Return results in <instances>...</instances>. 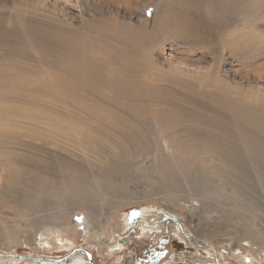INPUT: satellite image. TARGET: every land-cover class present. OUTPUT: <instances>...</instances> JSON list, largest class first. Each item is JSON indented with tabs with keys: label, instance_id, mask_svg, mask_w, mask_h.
<instances>
[{
	"label": "bare ground",
	"instance_id": "bare-ground-1",
	"mask_svg": "<svg viewBox=\"0 0 264 264\" xmlns=\"http://www.w3.org/2000/svg\"><path fill=\"white\" fill-rule=\"evenodd\" d=\"M170 2L172 3L169 4ZM190 4H196L199 9ZM190 4L182 0H163L160 8L155 7L152 16L139 29L141 33L125 25L117 28V31L121 29L118 33L122 34V38L119 36L118 43L113 45L116 53L113 55L112 64L120 69H134L130 70L131 74L130 71L124 74V80L120 84L113 73L102 67L103 63L76 51H87L94 46L85 41L84 36L82 38L85 40L78 41L79 43L65 38L66 36L57 38L54 42L48 40V35L44 34L43 45L52 44L49 55L42 60L23 58V54L15 56L12 51L8 52V69H14L9 64L14 61L18 64L17 69H64L62 73L71 77L70 80L57 84L49 83L47 87L35 85L32 89L28 83H22L21 88L29 94L12 98H7L4 92H0V105H5L6 101L11 104L9 107L0 106V153L11 156L10 164L19 170V184L28 183L26 187L32 188V192L38 194V198L31 196L32 201H51L58 207L59 212L63 208L87 211V206L95 203L93 199L96 193L113 198L111 201L133 203L134 195L124 190L118 181L119 177L127 180L129 167L117 159L131 161L134 166L139 164V159L145 161L152 154L155 174L162 181H170L174 188L183 186L182 179L195 188L204 187V182L199 179V172L203 169L202 158L211 160L213 164L210 171L221 178L228 179L227 176L233 174L253 182L256 187L264 188V183L258 182L261 179L258 173L260 162L264 159V136L261 137V134L264 135V99L248 100L246 96L240 95L241 99L237 100L231 97L230 89L226 88L220 93L222 98L209 95L201 99L203 102L198 103L199 99L194 96L196 90L188 81V76L163 70L180 69L170 63L179 65L183 62L189 69H213L214 71L202 78L215 80L219 78L216 70L222 69V63L226 62L224 51L232 54L235 50L236 37L226 38L225 31L229 27L227 20L224 17L219 18L221 7L213 1L204 5L201 1L191 0ZM31 26L34 27L29 24L27 31ZM212 26L219 28L216 34L210 29ZM49 28L50 26L32 35L40 37ZM57 29L54 27L50 32L56 33ZM15 32L22 31L16 28ZM66 35L70 36L67 33ZM170 37L178 44L179 48L175 51L184 49L186 45V51H194L199 43L203 50L208 49L213 56L211 64L208 62L207 68L202 66L207 61L204 59L205 55L197 59L192 56H174L170 57L169 62L159 64L156 61L158 55L154 51ZM180 38L190 42H180L177 40ZM11 39L13 38L8 35V43ZM244 39L242 38V42ZM35 43L36 40L28 36L27 45L33 46ZM54 43L59 47L58 53L53 47ZM217 45L219 48L216 49ZM28 48L26 46L25 49ZM10 57L16 58L12 60ZM147 76L170 83V91L162 92L163 87L150 84ZM100 88L106 92H102ZM177 88L187 94L175 91ZM141 95L149 100H141ZM154 102L162 104V108H153ZM70 131L75 135L68 133ZM34 141H40V147L35 150H22L21 154L16 149V145H35ZM102 144L109 146L106 151L101 149ZM43 145L54 147L53 153L43 151ZM237 183L228 181V185L232 186ZM26 190L29 191L28 188ZM192 209L197 210V206ZM259 209L263 210L261 206ZM162 213L179 224L184 220L181 215L167 208H163ZM27 214L21 218L27 219ZM92 215L96 218L100 213L94 210ZM58 216L64 217V214L60 213ZM34 222L35 220L30 222L32 228ZM127 223L122 226V232L131 226V222ZM35 226H45V222L36 221ZM50 235L46 232L40 235L38 246L45 252H65L73 249L74 242L65 237L61 230ZM1 238L8 242V237ZM29 240L33 242L32 235ZM107 240L111 241L112 235ZM107 240L101 239L99 243L104 245ZM117 243L114 251L121 250L128 243V239L120 237ZM173 247L180 257L192 250L182 242L173 244ZM235 247L233 249L236 256L242 259L244 248ZM257 254L264 263V251L257 249ZM19 262L37 264L28 258ZM44 262L56 264L52 261ZM71 264L86 263L75 258Z\"/></svg>",
	"mask_w": 264,
	"mask_h": 264
},
{
	"label": "rangeland",
	"instance_id": "rangeland-1",
	"mask_svg": "<svg viewBox=\"0 0 264 264\" xmlns=\"http://www.w3.org/2000/svg\"><path fill=\"white\" fill-rule=\"evenodd\" d=\"M182 1L190 4L191 0ZM198 1L204 5L213 1L221 7L219 18H226L229 26L225 36L228 39L236 37L234 52L228 54V51H224L226 62L222 63V69L216 70L219 78L215 80L202 78L214 71L213 69H189L182 61L179 65L170 63L171 66L180 69L163 70L188 76L190 78L188 81L196 90L194 96L199 99L198 103L203 102L201 99L209 95L222 98L220 93L226 88L230 89L231 97L237 100L241 99L240 95L246 96L248 100L264 99V0ZM161 3L163 0H0V92H4L5 97L12 98L24 93L29 94L21 88L22 83H28L32 89L35 85L47 87L49 83L57 84L63 80H70L69 75L62 73L64 69L22 67L17 69L18 64L14 61L9 63L14 69H8V52L11 51L15 56L23 54V58L45 59L50 53L52 43L43 45L44 34L48 35V40L54 42L62 36L77 43L85 39L91 42L94 45L92 48L87 51L78 49L76 51L103 63L102 67L113 73L120 84L124 80V74L134 69H120L119 66L112 64L113 55L116 53L113 45L118 43L119 36L122 38V34L119 35L121 29L117 31V28L125 25L140 32L139 29L145 25L147 18L152 16L155 7L160 8ZM190 5L199 9L196 4ZM29 24H33L34 27L31 26L27 31ZM49 26L50 28L40 37L32 35ZM54 27L58 28L56 33L50 32ZM16 28L22 32H15ZM210 29L215 34L219 31L216 26ZM66 33L70 34L71 38L67 37ZM8 35L13 38L10 43ZM28 36L36 40L33 46L27 45ZM242 38H245L243 42ZM168 40L170 41L167 42ZM177 40L190 42L184 38ZM167 41L154 51L159 57V59L156 57L158 63L169 62L170 57L174 56L176 58L192 56L197 59L205 55L204 59L207 61L202 66L207 68L208 62L211 64L213 56L208 49L203 50L199 43L194 51H186L187 45L184 49L175 51L179 48L178 44L171 37ZM26 46L29 48L25 49ZM53 47L58 53V45L54 43ZM10 58L14 60L16 57ZM95 79L99 81L98 78ZM148 79L150 84L162 86V92L170 91L168 88L171 87L170 83L153 76ZM100 90L106 92L101 88ZM175 91L187 94L178 88ZM141 100L148 101L149 98L141 95ZM4 104L0 106H11L7 101ZM162 106L154 102L153 108L157 110ZM254 132L259 133L256 130ZM68 133L75 135L71 131ZM263 136L261 134V137ZM34 144L25 147L16 145V149L22 154V150L32 151L40 147V141H34ZM108 147L107 144H102L101 149L106 151ZM41 149L53 153L55 148L43 145ZM0 156V264L5 262L21 264L19 261L25 258L37 264H49L44 261L71 264L75 258L83 260L86 264H264L257 254V249L264 251V188L256 187L253 182L240 179L237 175L230 174L227 179L213 174L210 171L213 164L210 159H201L203 169L199 172V179L204 182V187L195 188L182 179L183 186L174 188L170 181H162L155 174L153 154L145 161L139 159V164L134 166L131 161L118 158V162L129 167L127 180L119 177L118 181L124 190L134 195L133 203L111 201L113 198L96 193L93 199L95 203L92 206L88 205L87 211L63 208V211L59 212L58 207L51 201L48 203L32 201L31 196L38 198V194H34L32 188L26 187L28 183L19 184L17 179L19 170L10 164L11 156L8 153H0ZM263 163L264 159L260 162L258 172L261 176L258 182L262 183ZM229 180L238 183L235 186L228 185ZM188 189H191V192ZM193 206H197V210H193ZM259 206L263 210L259 209ZM163 208L175 211L185 222L183 220L179 224L172 221L162 213ZM94 210L100 213L99 217L95 218L92 215ZM26 213L27 219L21 218ZM60 213L64 214V217L58 216ZM33 220L34 228L30 223ZM36 221H44L45 226H35ZM127 222L133 223L122 232V226ZM56 230H61L65 237L74 242L73 250L65 252L56 250L49 253L38 246L41 234L46 232L51 236L50 234ZM31 235L33 242L29 240ZM111 235L112 240H107ZM1 237H8V242ZM120 237L128 239L127 248L121 247L122 251H114ZM101 239L107 240V243L100 244ZM174 241H182L188 245L192 249L191 253H182L183 256L180 257L174 250ZM234 247L246 249H243L242 259L236 256ZM245 257L250 259L244 260ZM15 261L18 262L14 263Z\"/></svg>",
	"mask_w": 264,
	"mask_h": 264
},
{
	"label": "flooded vegetation",
	"instance_id": "flooded-vegetation-1",
	"mask_svg": "<svg viewBox=\"0 0 264 264\" xmlns=\"http://www.w3.org/2000/svg\"><path fill=\"white\" fill-rule=\"evenodd\" d=\"M132 223H133V222H131L130 224L132 225ZM176 242L178 243L179 241H176ZM181 242H182V241H181ZM182 243H183V242H182ZM127 245H128V244H127ZM127 245H125L124 247H126ZM126 248H127V247H126ZM72 250H73V249H72Z\"/></svg>",
	"mask_w": 264,
	"mask_h": 264
},
{
	"label": "water",
	"instance_id": "water-1",
	"mask_svg": "<svg viewBox=\"0 0 264 264\" xmlns=\"http://www.w3.org/2000/svg\"><path fill=\"white\" fill-rule=\"evenodd\" d=\"M177 223H179V222H177ZM176 243H177L176 241L173 242L174 245H176Z\"/></svg>",
	"mask_w": 264,
	"mask_h": 264
}]
</instances>
